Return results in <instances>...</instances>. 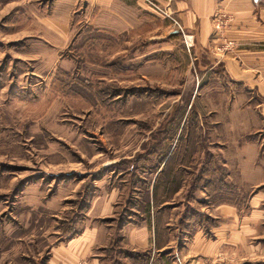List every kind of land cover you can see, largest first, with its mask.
I'll return each mask as SVG.
<instances>
[{
  "label": "crops",
  "instance_id": "obj_1",
  "mask_svg": "<svg viewBox=\"0 0 264 264\" xmlns=\"http://www.w3.org/2000/svg\"><path fill=\"white\" fill-rule=\"evenodd\" d=\"M156 1L192 34L200 78H215L197 94L208 104L194 113L200 142L178 145L180 155H172L174 146L151 149L162 155L134 162L125 172L133 179L128 192L98 183L84 214L88 224L51 247L48 264H264V0ZM217 9L233 18L224 36L235 47L222 56L209 49ZM162 19L142 0H0L4 38L27 41L26 55L44 68L66 49L76 25L99 38L178 33ZM195 151L205 155L189 171L185 157ZM184 174L192 178L186 188Z\"/></svg>",
  "mask_w": 264,
  "mask_h": 264
},
{
  "label": "rangeland",
  "instance_id": "obj_2",
  "mask_svg": "<svg viewBox=\"0 0 264 264\" xmlns=\"http://www.w3.org/2000/svg\"><path fill=\"white\" fill-rule=\"evenodd\" d=\"M76 31L46 68L26 55L27 41L0 31V264H48L51 247L88 224L98 183L128 192L134 162L162 155L151 149L180 155L178 145L200 142L194 113L208 104L197 94L215 78L195 71L193 36L187 49L179 32L146 40ZM189 154L192 171L205 154Z\"/></svg>",
  "mask_w": 264,
  "mask_h": 264
},
{
  "label": "built area",
  "instance_id": "obj_3",
  "mask_svg": "<svg viewBox=\"0 0 264 264\" xmlns=\"http://www.w3.org/2000/svg\"><path fill=\"white\" fill-rule=\"evenodd\" d=\"M152 11L168 19L172 26L182 37L183 45L188 49L192 44V34L183 30L177 19L174 17L172 10L168 5H162L156 0H142ZM232 15L221 9H217L211 16V43L210 51L216 56H222L230 53L235 47V41L224 36V31L232 21ZM210 264H215L214 262Z\"/></svg>",
  "mask_w": 264,
  "mask_h": 264
},
{
  "label": "water",
  "instance_id": "obj_4",
  "mask_svg": "<svg viewBox=\"0 0 264 264\" xmlns=\"http://www.w3.org/2000/svg\"><path fill=\"white\" fill-rule=\"evenodd\" d=\"M254 3H257V2H259V1H262V0H252Z\"/></svg>",
  "mask_w": 264,
  "mask_h": 264
}]
</instances>
